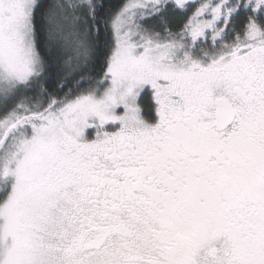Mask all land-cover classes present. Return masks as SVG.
<instances>
[{"label": "snow or ice", "instance_id": "6c2138e0", "mask_svg": "<svg viewBox=\"0 0 264 264\" xmlns=\"http://www.w3.org/2000/svg\"><path fill=\"white\" fill-rule=\"evenodd\" d=\"M0 264H264V0H0Z\"/></svg>", "mask_w": 264, "mask_h": 264}]
</instances>
